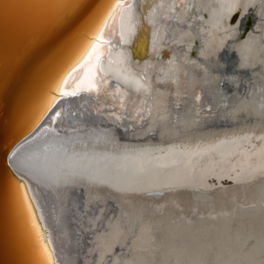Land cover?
I'll list each match as a JSON object with an SVG mask.
<instances>
[{
	"label": "bare ground",
	"instance_id": "obj_1",
	"mask_svg": "<svg viewBox=\"0 0 264 264\" xmlns=\"http://www.w3.org/2000/svg\"><path fill=\"white\" fill-rule=\"evenodd\" d=\"M116 32L106 80L54 101L12 155L41 255L264 264V0H128ZM88 43L60 77L68 91Z\"/></svg>",
	"mask_w": 264,
	"mask_h": 264
},
{
	"label": "water",
	"instance_id": "obj_2",
	"mask_svg": "<svg viewBox=\"0 0 264 264\" xmlns=\"http://www.w3.org/2000/svg\"><path fill=\"white\" fill-rule=\"evenodd\" d=\"M112 3L0 0V264H28L32 251L35 264H49L48 256L39 251L22 202L20 193L27 196L26 184L10 161L17 145L52 112L54 103L64 98L57 85ZM234 19L235 14L229 22ZM252 25L253 16L247 13L238 24L235 41ZM130 52L133 59L143 58L136 48ZM193 54L192 50L190 57ZM226 60L223 73L231 71L233 54ZM39 232L42 238L47 237L41 226ZM47 251L55 264L51 250Z\"/></svg>",
	"mask_w": 264,
	"mask_h": 264
},
{
	"label": "snow or ice",
	"instance_id": "obj_3",
	"mask_svg": "<svg viewBox=\"0 0 264 264\" xmlns=\"http://www.w3.org/2000/svg\"><path fill=\"white\" fill-rule=\"evenodd\" d=\"M128 0H113V3L104 11L99 23L96 25L95 30L92 33V39L84 49L83 53L76 62V66L73 67L72 72H76L77 68L84 73L83 76H78L73 83L75 88L68 91L70 87L67 82V77L61 81V86L57 87V92L61 96L77 95L80 91H95L97 79L106 80L105 77L99 75V64L103 57L107 55L106 48L109 45V41L104 39L106 34L116 36L117 25L119 19V9L126 5ZM117 44H112V47H117ZM69 76L72 73L68 74ZM62 88L64 90H62ZM58 115V114H57ZM35 227V224H34ZM45 253L48 256L49 264H54L51 260V254L45 249Z\"/></svg>",
	"mask_w": 264,
	"mask_h": 264
},
{
	"label": "rangeland",
	"instance_id": "obj_4",
	"mask_svg": "<svg viewBox=\"0 0 264 264\" xmlns=\"http://www.w3.org/2000/svg\"><path fill=\"white\" fill-rule=\"evenodd\" d=\"M73 42H74V41H73ZM73 42H72V43H73ZM72 43H71V45H72ZM71 45H70V46H71ZM70 46H69V47H70ZM69 47H68V48H69ZM68 48H67L65 54L69 52V51H68L69 49H71V47H70L69 49H68ZM65 54H63V55H65ZM31 251H32V249H31ZM34 258H35V257H34V253H33V251H32L31 256H30V260L28 259V260H29L28 264H35V259H34Z\"/></svg>",
	"mask_w": 264,
	"mask_h": 264
}]
</instances>
